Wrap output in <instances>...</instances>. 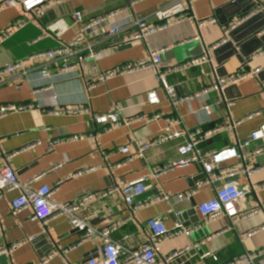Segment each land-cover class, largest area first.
I'll list each match as a JSON object with an SVG mask.
<instances>
[{
  "label": "crops",
  "instance_id": "0c3cea01",
  "mask_svg": "<svg viewBox=\"0 0 264 264\" xmlns=\"http://www.w3.org/2000/svg\"><path fill=\"white\" fill-rule=\"evenodd\" d=\"M7 1L0 0V32L16 21L26 24L0 43V68L71 43L79 31L76 13L88 21L121 11L116 24L125 26L128 20L135 19L156 24L154 12L177 0H44L39 13L26 5L4 7ZM248 2L197 0L186 5L188 11L197 21L215 18L216 24L199 28L195 21L174 23L150 36L147 42L123 43L120 36H90V46L100 55L82 62L73 55L69 60L74 68L67 72L61 71L65 60L62 58L47 64L27 63L25 74L1 78L0 106L32 105L33 109L0 119V167L10 165L24 184L39 178L31 188L46 186L56 190L51 198L56 205L86 199L79 217L98 229L106 226L109 217L115 223L125 222L112 235L123 246L122 257L149 243L147 222L161 217L168 229L181 225L191 233L162 242L158 261L189 249L184 255L194 253L173 263L230 264L246 253H254V264H264V231L246 237L264 226V211L239 219L235 225L224 216L205 222L198 211L201 204L216 198V189L227 179L206 183L201 163L177 167L158 177L153 175L155 168L187 157L180 148L189 143L188 133L224 127L198 149L202 155L234 150L236 156L215 165L216 174L229 168L238 170L234 180L249 189V194L238 202L241 213L264 207V139L244 146L251 134L264 126V48L257 50L259 42H264V27L255 39L249 36L239 45L234 43L236 52L231 47L214 54L229 39L225 32L237 19L232 17L233 13L246 9ZM252 3L256 4V10L264 8V0ZM49 27L54 31H48ZM125 31L133 33L136 28ZM193 37L199 40L177 46ZM149 49H165L161 54L162 72L195 58L207 57L208 61L165 75L166 83L174 89V101L153 69L97 82L102 74L116 67L147 60ZM44 69L49 71L47 79L41 75ZM256 69L261 70L258 77L229 85L224 91L212 90L218 78L245 71L253 73ZM90 85L93 87L89 90ZM152 96L156 98L154 102L150 101ZM66 107H82L87 111L61 116L47 113ZM116 109L122 125L96 123L97 118ZM249 116L252 118L248 119ZM177 132L183 134L143 149L162 136ZM57 140L60 142L54 144ZM36 143L34 149L26 150ZM51 144L53 151H49ZM121 148L129 152L120 153ZM257 149H262L259 154L255 153ZM141 179H146L148 188L141 201L150 203L136 215L127 208L118 191L103 199L93 197ZM185 194H191L189 199L176 201V196ZM19 195V191L9 192L0 200V250L29 239L42 240L23 244L10 254H0V264H44L48 259L47 264H89L99 257L102 247L99 240H84L77 249L64 253L81 240V232L66 217L43 225L31 220V208L13 215L11 202ZM163 195L170 200L155 201ZM125 236L128 238L124 239ZM207 254L211 256L205 257Z\"/></svg>",
  "mask_w": 264,
  "mask_h": 264
},
{
  "label": "built area",
  "instance_id": "2783aa9c",
  "mask_svg": "<svg viewBox=\"0 0 264 264\" xmlns=\"http://www.w3.org/2000/svg\"><path fill=\"white\" fill-rule=\"evenodd\" d=\"M194 1L197 0H177L170 6L155 11L153 14V18L157 21L156 24H149V22L144 19L128 20L127 23H125V26L116 24L115 21L118 19V17H120V14L122 13L121 11H114L88 21L84 20L81 13H76L75 19L76 25L79 27V31L78 35L71 43L62 46L57 50L34 54L26 61L16 62L0 68V79L13 77L18 74H25L24 70L27 63L47 64L62 58L65 60L61 71L67 72L70 69L74 68L69 60V58L73 55H76L78 57L79 62L85 61L87 59H94L100 55L99 52L93 50L90 46V36H99L104 38L120 36L123 43H133L139 41L147 42L150 36L158 32L165 31L174 23L195 21L199 28L216 24L217 20L215 18L203 21H197L195 19V17L188 11L186 6L187 4L188 6H190V4ZM43 3L44 0H8L5 3L4 7L26 5L29 10L37 9L39 13V7ZM259 11L264 12V8L256 10L254 13H252V15L258 13ZM243 21H245V19L240 20L237 24H240ZM25 24L26 21H16L10 27L0 32V43H3L11 36H13L16 32L21 30L25 26ZM130 27H135L136 32L129 33L125 31L126 28ZM234 27L235 24L227 29L225 34H228L229 31ZM48 31L53 32V27H49ZM198 40V37H193L191 39H188L187 41L179 43L177 46H182L184 44ZM164 52L165 49H149L150 57L147 60L139 61L136 63H127L116 67L113 70L102 74L97 82H105L114 77L124 76L147 69H153L158 74L160 81L170 99L174 101V89L166 83L165 75L190 69L191 67H195L207 62L208 59L207 57L191 59L190 61L182 65L172 67L167 71L162 72L160 70V64L161 54ZM260 72V69H256L253 73L245 71L238 73L233 77L221 79L218 78L212 90L224 91L229 85H235L247 78L258 77ZM41 75L43 79H47L49 77V71L47 69H44L41 71ZM92 87L93 85H90L88 86V89L90 90ZM155 100L156 98L153 96L150 99L151 102H154ZM28 109H33V106H0V119L4 118L10 113L25 111ZM206 110L208 111L209 109L206 108ZM86 111L87 110L82 107H66L58 110H51L47 113L49 115L61 116L79 115ZM251 118L252 116L248 117V119ZM96 123L100 125L111 124L112 127H118L122 125L123 122L121 121L120 115L118 114V109H116L114 113L110 115L97 118ZM127 123L129 124V122ZM112 127H106V130H110ZM223 128L224 127H215L207 131L196 129L195 131L188 133L189 143L180 148L181 154L187 155V157L183 158L180 161L155 168L153 170V175L154 177H158L161 174L177 167H186L191 163H201L206 174V183L213 184L215 181L227 179L225 182H222V184L216 189V198L214 200L203 203L198 207V211L204 219L203 221H212L224 216L229 218L232 225H235L239 219H246L264 211V207H261V209L258 210L241 213L238 209V202L240 200H243L249 194V189L246 187H240L234 180V177L239 173L238 170L236 168H229L220 171L218 175L216 174L215 165L236 156L237 154L234 150H225L222 152H214L207 155H202V153L198 149L201 143L213 138ZM181 134L183 133L177 132L166 134L156 141L151 142L149 145L143 147V149L174 138H178L179 136H181ZM261 139H264V126H262L258 131L252 133L250 138L244 143V146L250 147L252 143L257 142ZM59 142L60 141L57 140L54 144H58ZM54 144H51L49 151H53ZM36 146H38V143H36L32 147H28L26 150H32ZM261 150L262 149H257L255 153L259 154ZM119 152L127 154L129 150L127 148H121ZM13 156V154L9 155L8 159L10 160ZM207 160H210V162H208ZM128 161H130V159L126 160L124 163H122V165H126ZM38 179L39 178L35 180ZM35 180H32L25 184L21 183L16 172L10 165L7 164L4 167H0V200L3 199L4 196L9 192L19 191L20 195L11 202V210L13 215H18L24 209L31 208L33 210V216L31 220L40 222L43 225H47L52 219L58 217H66L71 226L81 232V240L73 245L69 250L64 251L65 254L80 247L84 240H99L102 242L99 257L92 259L89 264H172L177 258L181 257L189 250H181L167 257L166 259L158 261L157 254L159 252V246L162 242L176 238L181 234L189 235L191 232L188 230H184L181 225H177L174 229H168L161 217H155L147 222V227L150 231L149 243L139 250L128 252L125 257H122V251L124 250L123 246L118 241L114 240L112 238V235L125 222L115 223L109 217L105 220L106 226L102 229H98L92 226L88 221H85L79 217L80 211L85 207V202L87 201L86 199H83L82 201L76 203L56 205L51 200L56 190L46 186L41 187L38 190H33L31 188V185ZM145 181L146 179H141L139 181L130 182L122 186L118 190L108 192L105 191L99 194H95L93 195V197H96L97 199H103L111 193L118 191L121 193L127 208L133 215H136L137 211L150 203L141 201V198L148 189ZM190 196L191 194H185L176 196L175 198L176 201H183L189 199ZM169 200L170 198L165 195H163L162 197H157L155 199V201ZM107 214L110 215L111 212H108ZM260 231H264V226L259 231L246 234V237L252 236ZM127 238L128 236L124 237V239ZM30 242H33V239H29L28 241H23L16 245H12L10 247L2 249L0 250V254H10L21 245ZM209 256L211 255L207 254L205 257ZM254 257V253H246L243 257L230 264H254ZM213 259L217 261L216 257H213ZM49 261L50 259L46 260L44 264H47Z\"/></svg>",
  "mask_w": 264,
  "mask_h": 264
},
{
  "label": "water",
  "instance_id": "95a60500",
  "mask_svg": "<svg viewBox=\"0 0 264 264\" xmlns=\"http://www.w3.org/2000/svg\"><path fill=\"white\" fill-rule=\"evenodd\" d=\"M239 1L240 0H238V2ZM248 1H249L248 7L246 9H244L240 12L237 11V12L233 13L232 17L237 18L235 20V23H234L235 27L229 31V33H228L229 39L226 42V44L223 45L222 47H218L217 49L214 50L215 55L221 54V52H223L225 49H228L231 47L234 48V43L239 45L241 43V40H244V39L248 38L249 36H252V38L255 39L257 34H259L260 32L263 31L262 28L264 27V22H261V23H259V22L262 21V19L264 18V13L261 12L258 14L250 15L254 12V10H256V4L252 3V0H248ZM242 17H245L246 20L240 24H237L240 20L244 19ZM232 25H233V23L230 24L229 27H231ZM259 44L260 45L258 46L257 50H262L264 48V42L263 43L259 42ZM233 50H234V52H236L235 48ZM219 75H221V74L219 73ZM40 240H42V238L36 239L32 243L38 242ZM193 253H194V251H191L190 253L179 257L178 259H176L174 261V263L179 261V260H184L185 258H187L189 255H191Z\"/></svg>",
  "mask_w": 264,
  "mask_h": 264
}]
</instances>
